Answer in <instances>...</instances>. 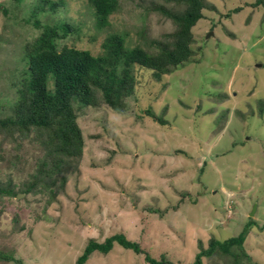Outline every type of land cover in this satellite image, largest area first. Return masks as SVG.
<instances>
[{"label": "rangeland", "instance_id": "obj_1", "mask_svg": "<svg viewBox=\"0 0 264 264\" xmlns=\"http://www.w3.org/2000/svg\"><path fill=\"white\" fill-rule=\"evenodd\" d=\"M206 1L209 9L194 29L195 61L161 80L136 66L137 91L124 114L105 104L77 108L84 155L64 175L65 189L54 188V202L47 203L49 192L0 198V248L14 249L19 261L9 264H76L90 239L103 242L122 231L156 260L191 264L201 243L207 249L213 238H236L251 222L264 227V122L257 104L264 99V6L253 7L255 0ZM119 4L111 21L115 31H132L134 43L142 13L152 37L174 29L171 21L144 12L146 1ZM68 5L78 29L70 43L97 55L110 29L94 28L86 0ZM236 8L242 10L227 17ZM14 10L17 17L25 13L23 7ZM12 19L0 11V39L11 43L0 42V76L23 38L39 36ZM42 156L34 134L20 143L0 136V181L23 187ZM260 228L249 229L243 247L251 260L243 258V264H264ZM86 264L147 263L116 245L107 255L93 253ZM204 264L232 261L217 253Z\"/></svg>", "mask_w": 264, "mask_h": 264}, {"label": "trees", "instance_id": "obj_2", "mask_svg": "<svg viewBox=\"0 0 264 264\" xmlns=\"http://www.w3.org/2000/svg\"><path fill=\"white\" fill-rule=\"evenodd\" d=\"M86 1L87 15L94 18H90L94 28L101 31L110 29L97 55L70 43L78 29L70 23L68 0L0 1V11L5 17L14 18L13 24L30 26L39 33L34 39H31L33 36H25L21 48L14 53L12 65L2 69L0 136L20 143V139L34 134L43 151V156L35 163V173L28 176L23 187L18 189L12 179L6 183L0 181V198L8 196L20 200V194L49 192L47 203L54 202L57 195L54 188L58 185L61 190L65 189L67 180L64 175L80 166L84 155L85 139L78 124L77 108H97L105 104L124 114L129 110V100L137 91L136 66L151 70L153 76L161 80L195 61L194 29L205 18V9H209L206 0H140V3H147L144 12L171 21L174 29L160 37H152L149 20L146 21V14L142 13L141 27L133 30L137 36L135 43L130 37L132 31H115V23L111 21V17L120 11V0ZM252 6H264V0H255ZM15 7H23L25 13L17 17ZM241 10L236 8L227 17ZM0 42L11 44L4 36ZM257 104L258 116L264 122V99ZM147 113L160 124H166L152 110ZM251 115L254 116V112ZM4 160L5 155L2 154ZM182 195L184 198L187 194ZM149 211L160 213L153 209ZM252 225L260 228L251 222L236 238L225 241L213 238L207 249L201 243V250L191 264H204V258L217 253L230 257L232 264H243V258L250 261L251 256L243 244ZM21 230L23 228L18 231ZM116 245L133 251L138 258L143 257L147 264H167L164 256L156 260L143 245L123 231L113 233L103 242L90 239L76 264H86L95 252L107 255ZM14 253L12 248H0V264L19 263Z\"/></svg>", "mask_w": 264, "mask_h": 264}, {"label": "water", "instance_id": "obj_3", "mask_svg": "<svg viewBox=\"0 0 264 264\" xmlns=\"http://www.w3.org/2000/svg\"><path fill=\"white\" fill-rule=\"evenodd\" d=\"M251 217H253L254 216V210H253V212L251 213V215H250Z\"/></svg>", "mask_w": 264, "mask_h": 264}]
</instances>
